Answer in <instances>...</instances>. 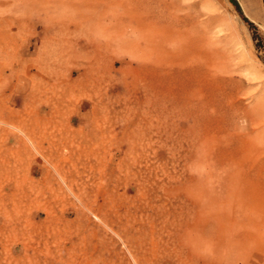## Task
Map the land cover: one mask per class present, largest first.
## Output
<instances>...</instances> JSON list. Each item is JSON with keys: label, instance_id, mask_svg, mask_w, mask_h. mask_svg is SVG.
Wrapping results in <instances>:
<instances>
[{"label": "rangeland", "instance_id": "obj_1", "mask_svg": "<svg viewBox=\"0 0 264 264\" xmlns=\"http://www.w3.org/2000/svg\"><path fill=\"white\" fill-rule=\"evenodd\" d=\"M256 132L264 0H0V264H204L185 240Z\"/></svg>", "mask_w": 264, "mask_h": 264}, {"label": "bare ground", "instance_id": "obj_2", "mask_svg": "<svg viewBox=\"0 0 264 264\" xmlns=\"http://www.w3.org/2000/svg\"><path fill=\"white\" fill-rule=\"evenodd\" d=\"M221 23L229 24L226 19H221ZM176 39L181 41L180 47L186 49L187 56L177 58L174 52L179 46L176 45H172L174 52L168 50L167 53L174 54L172 58L182 65L202 62L204 70L201 67L191 73L199 77L197 84H206V77L222 67L218 64L217 52L207 44L196 45L186 30L176 34ZM156 40L162 49L167 44L163 40ZM192 51L195 55H192ZM244 114V118L253 123L258 111ZM263 139V135L256 132L248 140L239 141L238 150L228 151L220 191L213 190L209 197V211L204 218L205 230L191 232L185 240L198 256L197 259L204 264H264V258L258 254L264 243Z\"/></svg>", "mask_w": 264, "mask_h": 264}]
</instances>
